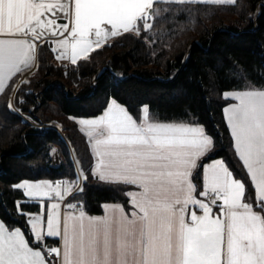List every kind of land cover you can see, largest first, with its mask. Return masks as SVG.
I'll return each mask as SVG.
<instances>
[{
	"label": "snow or ice",
	"instance_id": "snow-or-ice-1",
	"mask_svg": "<svg viewBox=\"0 0 264 264\" xmlns=\"http://www.w3.org/2000/svg\"><path fill=\"white\" fill-rule=\"evenodd\" d=\"M236 4L0 0V94L23 91L13 77L38 66L42 47L73 65L114 46L110 38L133 40L155 56L175 25L194 26L216 6ZM227 71L243 81L242 90L224 92L235 101L224 113L244 178L213 159L216 139L203 124L154 118L148 104L134 115L112 97L99 115L78 119L94 156L87 170L11 185L21 197L14 213L0 218V264H264V84L246 70ZM24 102L10 99L5 119L39 123L35 108L24 113ZM90 177L125 193V201L89 214L82 198Z\"/></svg>",
	"mask_w": 264,
	"mask_h": 264
},
{
	"label": "trees",
	"instance_id": "trees-1",
	"mask_svg": "<svg viewBox=\"0 0 264 264\" xmlns=\"http://www.w3.org/2000/svg\"><path fill=\"white\" fill-rule=\"evenodd\" d=\"M262 5L264 0H237L235 6H216L234 9L237 17L192 28L195 33L186 45L182 44V33L174 35L157 46L155 56L133 40L113 39L108 45L114 46L95 50L91 59L63 66L56 53L42 47L36 71L20 84L23 91L17 89L14 101L23 96L24 113L35 108L34 115L40 121L58 119L66 135L37 130L19 118L5 119L11 95L8 92L0 97V218L7 219L15 211L14 202L21 197V192L11 187L16 182L71 178L77 172L71 146L83 168L90 167L93 158L86 138L69 119L99 115L112 97L134 115L148 104L154 118L203 124L216 139L218 156L213 159H224L244 178L246 171L234 153L225 118L224 108L230 100L224 98V92L242 90L243 81L229 75L230 68L246 70L257 86L264 84ZM187 24L175 25V33ZM125 199V193L90 177L82 206L89 214L100 215L104 203H123ZM24 203L36 210L33 201ZM17 223L22 225L23 220L17 217Z\"/></svg>",
	"mask_w": 264,
	"mask_h": 264
},
{
	"label": "rangeland",
	"instance_id": "rangeland-1",
	"mask_svg": "<svg viewBox=\"0 0 264 264\" xmlns=\"http://www.w3.org/2000/svg\"><path fill=\"white\" fill-rule=\"evenodd\" d=\"M235 10L233 9H231V10H229V9H227V7H223V8H219V9H215L214 11H212V13L210 14V15H208V16H205V15H199L198 17H197V22L195 23V25L193 26V24L192 23H185V24H187V25H185V26H182V27H184L183 29H182V31H179V28H177L176 29V37H178L179 35H181V33H182V44L183 45H186L188 42H189V40H191L192 39V35L195 33V31H193L192 32V28H194V27H196V26H198V27H203V26H206V25H210V24H212V23H214L213 21L215 20H217V22L219 21V20H223L224 21V19L227 21L228 19H229V17H232V18H236L237 16L235 15V12H234ZM212 17V18H211ZM210 18V19H209ZM178 25V24H177ZM179 26V25H178ZM197 27V28H198ZM113 40V38H111V40L110 41H112ZM192 41V40H191ZM191 41H190V44H191ZM164 44V42L162 43V45ZM189 44V45H190ZM161 45V44H160ZM160 45H157V46H160ZM58 63H61V65H67V64H72L71 63V61L70 60H68V61H66V59H58ZM224 98H228V97H225L224 96ZM231 103V101L229 102V104ZM228 104V105H229ZM227 105V106H228ZM226 106V107H227ZM56 108V110H57V107H55ZM57 118V117H56ZM88 118H90V117H88ZM70 121H71V123H73L74 124V121L76 122V125H77V129H79L82 133H83V135H84V137L86 138V141H87V143H88V146H89V151H90V153H91V155H92V152H91V145H90V143H89V138H88V136H87V134L85 133V132H83L82 131V129H81V126L79 125V123H78V120H76V119H73V118H70L69 119ZM28 123H30V125H31V127H34V128H36L37 130H41V131H45V132H47V131H49V130H57L60 134H62L64 137H65V132H64V129H63V126L60 124V121H58V119H52L51 121H47V122H45V121H39V123H33L32 121H28ZM71 123L68 121L67 122V125H71ZM65 140L66 141H69V140H67L66 138H65ZM70 143V142H69ZM71 146V145H70ZM71 150H72V156H73V158H74V161H75V165H77V169L80 171V168H81V164H80V162H79V160H78V158H77V155L75 154V152H74V149L72 148V146H71ZM92 158H93V163H94V156L92 155ZM78 170H77V172H78Z\"/></svg>",
	"mask_w": 264,
	"mask_h": 264
},
{
	"label": "crops",
	"instance_id": "crops-1",
	"mask_svg": "<svg viewBox=\"0 0 264 264\" xmlns=\"http://www.w3.org/2000/svg\"><path fill=\"white\" fill-rule=\"evenodd\" d=\"M111 40V38L109 39V41ZM108 41V42H109ZM81 59H83V58H81ZM69 59H66V61H68ZM36 69H37V67H34L32 70H31V72H22V73H17L16 74V76H14L13 77V81H17V82H23V81H26V80H28L32 75H33V73L36 71ZM11 83V82H10ZM20 83V84H21ZM20 86V85H19ZM11 88H13V89H16V84L15 83H11ZM6 91H8L7 89H6ZM16 91H17V89H16ZM16 91L15 92H13V91H8L9 93H10V99L11 100H13L14 101V98H15V94H16ZM3 94H0V97L2 96ZM227 99H229L230 101H231V103H234L235 101H234V99H232V98H227ZM73 119H76V120H78L79 118H82V117H72ZM226 118V117H225ZM227 122V121H226ZM230 130V129H229ZM238 157V156H237ZM208 162H210V161H208ZM208 162H205V163H208ZM226 162V161H225ZM227 163V162H226ZM241 163V165H242V162H240ZM228 164V163H227ZM244 169V168H243ZM245 171H246V169H244ZM79 171V170H78ZM247 194V193H246ZM129 209H130V207H129ZM104 211V210H103ZM103 214V213H102ZM50 243H53L54 241H49Z\"/></svg>",
	"mask_w": 264,
	"mask_h": 264
}]
</instances>
